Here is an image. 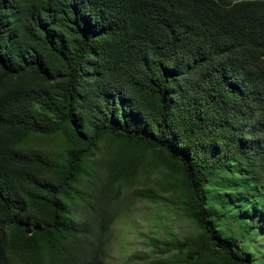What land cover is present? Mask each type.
Returning <instances> with one entry per match:
<instances>
[{
  "label": "trees",
  "instance_id": "16d2710c",
  "mask_svg": "<svg viewBox=\"0 0 264 264\" xmlns=\"http://www.w3.org/2000/svg\"><path fill=\"white\" fill-rule=\"evenodd\" d=\"M136 197L195 226L142 264H264V0H0V264H114Z\"/></svg>",
  "mask_w": 264,
  "mask_h": 264
},
{
  "label": "rangeland",
  "instance_id": "374dc122",
  "mask_svg": "<svg viewBox=\"0 0 264 264\" xmlns=\"http://www.w3.org/2000/svg\"><path fill=\"white\" fill-rule=\"evenodd\" d=\"M149 183L151 178L137 180L134 187H147ZM126 192H123L125 197ZM160 205L136 197L131 198L127 208L116 209L117 213L110 223V235L105 245L107 261L114 264H142L139 254H160L157 246H152L150 237L162 240L174 234L172 238L180 240L184 235L195 231V226L187 219ZM262 231L264 232V227ZM255 243L260 245L258 251L262 250L264 254V233L261 232Z\"/></svg>",
  "mask_w": 264,
  "mask_h": 264
}]
</instances>
